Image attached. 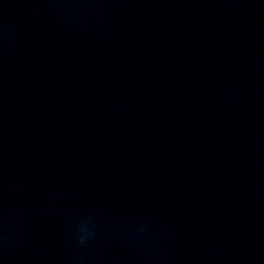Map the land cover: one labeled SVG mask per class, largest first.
I'll list each match as a JSON object with an SVG mask.
<instances>
[{"label": "clouds", "instance_id": "1", "mask_svg": "<svg viewBox=\"0 0 264 264\" xmlns=\"http://www.w3.org/2000/svg\"><path fill=\"white\" fill-rule=\"evenodd\" d=\"M92 224L91 218H85L80 222L77 232V241L80 245L86 246L89 241L95 238L96 232ZM140 231L143 233L144 229L141 228ZM73 264H81V258L73 257Z\"/></svg>", "mask_w": 264, "mask_h": 264}]
</instances>
